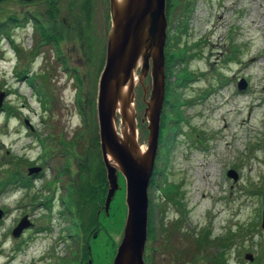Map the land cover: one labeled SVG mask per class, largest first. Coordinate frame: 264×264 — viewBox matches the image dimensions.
<instances>
[{
	"label": "rangeland",
	"instance_id": "374dc122",
	"mask_svg": "<svg viewBox=\"0 0 264 264\" xmlns=\"http://www.w3.org/2000/svg\"><path fill=\"white\" fill-rule=\"evenodd\" d=\"M172 1L178 6L177 10L183 8L182 0ZM189 1L194 10L189 14L187 6L189 11L183 13V19L187 28V18H191L189 32L184 34L187 35L185 40L189 42L192 58L185 67L195 72L197 78L178 91L181 101L185 102L181 106L183 118L179 122L178 132H168L170 138L161 142L163 115L166 110L173 111L174 93L179 88L178 75L183 69L182 66L178 67L174 49L175 58L168 64L169 71H166L159 147L149 187V219L152 210L154 221L158 223L163 220L171 233L170 236L169 233L166 235V231L160 229L159 237L153 243L161 248L156 261L158 264H208L207 251L216 252V247L201 250L199 259L191 254L192 249L196 248L195 238L198 239L208 229L212 241L217 236L231 237L230 241L226 240L230 246L226 251L225 264H264V0ZM0 3L6 4L8 14L11 10H27L17 0H1ZM107 3L108 0H102L101 14L96 12L98 21L94 19L92 22L96 35L92 42L79 38L75 28L58 26L65 36L56 44L61 41L63 50L60 48L57 52L50 44L39 49L35 46L36 28L30 23L11 31L14 42L5 36L0 39V95L4 93L0 108V187L15 174L21 177L38 156L40 148L36 136L30 135L26 119L45 136L51 133L50 141L60 153L64 152L65 146L75 151L74 175L67 181L71 196L76 199V189L83 181L84 184H97L100 159L104 164L97 102L99 80L106 61V30L110 28ZM28 8L47 20V16L43 15L48 12L47 3H30ZM15 44L23 49L25 54L22 58L18 57ZM174 45L181 46L183 42ZM34 47L38 54L31 55ZM169 52L172 53V50ZM231 54L235 55V59L230 58ZM57 57L65 65L59 63ZM65 59L78 71L76 80L80 87L75 85L76 75L71 77L64 71ZM28 68L31 72H27ZM18 69L30 76L21 78ZM36 73L45 77L39 76L33 81L31 77ZM242 78L248 81V85L239 90L238 82ZM146 83L151 85V77ZM135 92L140 133L138 141L140 147L146 150L148 122L141 120L146 107L144 89L136 87ZM39 93L46 97V105L41 102ZM78 100L82 103L87 120L79 114ZM187 100L190 101L188 104ZM42 121L46 122L44 126L41 125ZM172 121L169 120L170 127ZM117 125L122 135L120 119ZM171 138H174L173 144L169 146L166 142L169 143L167 140ZM168 148L166 158L165 149ZM60 155L61 162L66 163L65 154ZM230 169L238 173L236 180L228 175ZM119 181L121 188L112 200L109 215H101L105 212L107 189L100 204L102 213L99 223L93 229L85 232L83 220L76 213L79 227H82L80 233H83L85 240L98 230V235L92 238L95 264H111L121 242L127 218V190L122 174ZM172 184L179 186L175 202L167 198L170 191L166 187ZM35 187L37 190L38 185ZM71 189H74V194ZM31 190L26 191L22 186L10 183L0 193V207L9 209V214L0 219V264H57L52 257L50 260L40 258L52 250L61 257L65 251L66 244L60 242L59 235L77 220L74 213L67 214L66 211L67 215L63 214L62 217L56 214L53 219L54 232L32 233L31 236L36 239L26 245L20 244L12 235V229L19 223L23 211L19 204L25 193ZM92 196H87L88 201ZM93 199L96 203L100 201L97 189ZM44 215L45 212H36L34 218L39 225L47 221ZM174 223H179L176 230ZM85 224H88V220ZM162 243L166 245L161 246ZM211 245L214 246V243ZM249 253L254 255V260L246 258Z\"/></svg>",
	"mask_w": 264,
	"mask_h": 264
},
{
	"label": "water",
	"instance_id": "95a60500",
	"mask_svg": "<svg viewBox=\"0 0 264 264\" xmlns=\"http://www.w3.org/2000/svg\"><path fill=\"white\" fill-rule=\"evenodd\" d=\"M109 2L112 24L97 102L101 152L109 184L104 210L109 215L112 200L121 187L119 174H122L126 180L127 218L113 264H147L149 187L158 153L166 91L167 0ZM148 77L151 85L146 83ZM246 86L245 79H241L239 89ZM136 87L144 89L146 107L141 120L148 122L146 150H142L138 141ZM3 97L4 93L0 95V108ZM119 119L122 135L118 132ZM37 171L39 167L30 168V173ZM228 175L238 178L233 169ZM3 216L4 210L0 208V219ZM30 224L24 216L13 235L19 237ZM246 258L255 257L249 253Z\"/></svg>",
	"mask_w": 264,
	"mask_h": 264
},
{
	"label": "trees",
	"instance_id": "16d2710c",
	"mask_svg": "<svg viewBox=\"0 0 264 264\" xmlns=\"http://www.w3.org/2000/svg\"><path fill=\"white\" fill-rule=\"evenodd\" d=\"M17 1L23 7L26 6L27 10H25L24 12H19L17 10L16 11L11 10V13L8 14L7 12L9 9L6 6V4L4 5L0 3V39L2 38V36H5V37H8L12 42H14V39L12 38V35H11V31L16 27H23L26 24L30 23L36 28V31H35L36 45L35 46L38 48L40 46L50 44L57 52H59L58 49H60V47L58 46V44H56L57 42H59V40L54 39L53 37H55L54 35L55 33H58V26L66 27L67 24H71L72 26L74 25V28L76 29L79 38H84L89 42H92L94 40L95 33L93 30L92 22L94 18H96L97 0H63V1L62 0H17ZM39 1L45 2L48 5V12H45L46 14L43 13V15L47 16V20H44V18L41 19V17H39L36 14V12H33V10L28 8V5L30 3H35ZM63 3H66L67 6H64ZM185 4L186 3L184 2L182 4L183 8L180 7V10H178L177 18L180 21L178 27L179 28L181 27V28L179 30L178 35L173 34V36L171 37L172 47H173L172 53L169 52V50L171 49L168 47V45L166 49V53H167L166 71H169L168 64L171 63L172 59L174 60L175 58L174 49L176 51L175 56H177L176 62L177 64H180L183 67V69L178 75L179 79H178L177 86L179 88L174 93L175 101L173 102V111L166 110L163 115L161 142L165 141L166 138L168 139L170 138L168 137V132H171V133H176V131L178 132L179 122L183 118L181 106L185 104V102L183 103V101H181V97L179 96L178 91L180 90V88L186 86L189 82L197 78L195 72L189 70L188 67H185L189 65V63L191 62L190 58L192 57L190 53H188L187 51L183 52L182 51L183 48L177 45L175 46L173 44L176 40L177 42H180L183 38V33L186 32L184 22L182 23V18H183L182 15L184 12L187 13V10H188L187 8L185 9ZM64 19H67L71 22L74 21L75 23L74 22L65 23ZM87 24L89 25L87 26ZM60 34H61V38H60L61 40L64 38L65 35L62 32ZM52 40H56V41L53 42ZM36 47L33 48L31 55L38 54L37 53L38 50ZM15 48H16L18 57L22 58L23 55L25 54L23 49L20 48L18 45L16 46V44H15ZM194 55L195 54H193V57ZM28 63L30 64V62ZM30 71H31L30 68H28L27 72H30ZM188 102L190 101L187 100V104ZM168 103H169V100L167 99L166 104L168 105ZM82 116H84V118L86 119L85 111L82 112ZM86 120H85L86 125H88ZM169 120H173L172 121L173 124L171 127L169 126ZM173 139L174 138H171V140H167L169 141V143L168 142L166 143L169 144V146L172 145ZM169 149L170 148L165 149L166 158H168ZM100 162H101V168L99 169V175H98L99 178L97 179V184L92 183V182L90 184L88 183L84 184V181H83V183L78 185L79 187H77L76 189V193H75L77 195L76 199L67 201V209H68L67 213L68 212L74 213L76 219H77L76 213H78V216L81 218V220H83L82 225H83V228L86 229L85 232L88 231V229H93L92 228L93 226L98 225L99 220H100V211H102V205L100 204H102L105 192L108 189V181H107L106 172H105L106 170H105L104 164H102L101 159H100ZM16 178L18 177H15V175L13 176V178H9L5 183V189H7L10 183L17 184L18 181ZM153 183L155 182L153 181ZM166 188L167 190L170 191V193L167 194V198L169 199V201H174L176 195L178 194L179 186L172 184V185H167ZM95 189H97L98 194H100V201L98 200L97 203H96V200L93 199ZM89 195L91 196L93 195L90 201H88V198H87V196ZM74 207H76V210ZM105 214L106 213L104 212L101 215L103 216ZM86 220H88V224H85ZM75 224L76 226H80L78 219L75 220ZM164 224L165 222L163 220L158 221V223L154 221L153 213L151 210L150 219H149V228H148V242L146 245V254H145V258L148 264H158L156 261V256L159 253L161 248L159 246L156 247L153 243H155V241L158 239L160 229L164 232L166 231V235L168 233H169V236L171 235L170 229H167L164 226ZM101 226H102L101 228L103 229L102 224ZM174 226L176 230L179 226V223H174ZM77 235H79V232H77ZM169 236H168V240H169ZM226 240L230 241L231 237L217 236L212 241L211 234L208 232V229H207L205 232L201 233L198 239L195 238L196 248L192 249L191 254L196 255V258L199 259L200 258L199 252L201 250L204 249L205 251V250H208L210 247H213V248L216 247L217 249L216 252L207 251V254L209 255L206 256V261L208 262V264H225L226 256H227L226 251L228 247L230 246L228 245V243L226 244ZM211 243H214V246H212ZM165 245H166L165 243L161 244V246H165ZM189 250L191 251L190 248ZM160 253H162V250Z\"/></svg>",
	"mask_w": 264,
	"mask_h": 264
},
{
	"label": "flooded vegetation",
	"instance_id": "af4514ba",
	"mask_svg": "<svg viewBox=\"0 0 264 264\" xmlns=\"http://www.w3.org/2000/svg\"><path fill=\"white\" fill-rule=\"evenodd\" d=\"M182 1H184L189 6L190 11L188 10L189 11L188 13L191 14L194 10L193 7H191V2L189 0L187 1L182 0ZM101 3H102V0H97V11H99V13L101 12V9H102L100 7ZM186 4H185V9L187 8ZM106 8H107V19H110V27H111L109 0H108ZM177 9H178V6H175L172 0H169V1L167 0L168 29H167L166 49H167V45L171 50L173 49L171 37L173 36V34L178 35L179 30L181 28V27L180 28L178 27L180 21L177 18V14H178ZM182 17L184 18L183 15ZM183 18H182V23L185 21V19ZM94 19L95 21H98L97 17ZM190 20H191L190 17L187 18V24H186L187 28L185 29L187 34L189 32L188 24H190ZM64 22L67 23L69 21L67 19H64ZM66 26L70 28H74V25L72 26L71 24H67ZM105 27H107L106 23H105ZM109 30L110 28L107 27L106 32L107 31L109 32ZM108 32H107V43H108ZM58 34H60L59 29H58V33H55L54 35L55 37H57L58 40H60L61 36H58ZM186 36L187 35L183 33V38L180 41V42H183V45L179 47L183 48L182 50L183 52L187 51L189 53L190 52L188 49L189 42H186L187 41L185 40ZM174 43L177 44V40ZM61 45L62 43L60 41V43H58V46L62 49ZM106 51H107V46H106ZM231 55L232 56L230 58L235 59V55L233 54ZM57 59L59 63H63L60 57L59 58L57 57ZM178 67L181 68V65L178 64ZM63 69L71 77L75 76L76 72H78L76 71L74 67H71L67 61H66V67H63ZM17 72L22 75L21 78L30 76L28 73L24 72L22 69L20 70L18 69ZM39 76L44 77L45 75L41 73H36V76L31 77V78L34 81L40 78ZM76 78H77V75L76 77H74V80H75L74 82L76 83L75 85L80 87V84L78 80H76ZM33 81H31V83H33ZM50 83L51 82L49 81L48 82L49 86H50ZM39 95H40L41 102L42 103L44 102L43 105H45L47 102V100H45L46 97L42 96L40 93ZM78 106H79L78 108L79 114L81 118H83L82 112L84 111V109L82 107V103L80 104L79 100H78ZM45 124L46 122L42 121L41 125L44 126ZM28 127H30V132H31L30 135L36 136L37 144L40 150L38 152V156L35 157V159L31 161V164L27 166L26 171L21 175L20 178L17 179L18 183L20 182L23 183V184L20 183L22 184L23 189H25L26 191L32 189L30 193L29 192L25 193L24 198L22 199V203L19 204V208H23V211L19 216V221L21 220L22 217L27 216L28 222L31 223L27 228L23 230V232L21 233L19 237H15L17 241H19L20 244L22 245L23 244L26 245L28 242H31L36 239L34 236H31L32 233L34 235V234L54 232L53 219L55 215L57 214V217H62L63 214H66V211L68 210L67 201L75 199V197L73 195L71 196V193H70V189H69L70 183H67L68 179L74 175L72 166H74L73 158L74 156H76L75 151L71 147L68 148L67 146L64 145L65 146L63 147L64 152L60 153L59 150H57L56 147L52 145L50 141V138H52L51 133L48 132L47 135L45 136L44 134L40 132L41 130L39 128L36 130L34 126L31 124H29ZM62 141L67 142L65 140H62ZM68 144H71V143H68ZM71 145H74V144H71ZM67 152H69L68 155L70 156L67 155ZM60 154H63V155L65 154L64 161H66V163L61 162ZM29 159L31 160V158ZM67 161L69 162V164ZM32 167H39V171L30 173V168ZM35 185H38L37 190L35 189L36 188ZM0 188H1L0 193H3L4 186L1 185ZM71 192L72 194H74V189H71ZM3 209L5 210V217H6L9 214V209L4 206H3ZM38 211L45 212L44 218L47 221L45 222L44 225H39L37 223V220L34 218V216L36 215V212ZM52 221H53V224H52ZM15 226L16 225H14V227ZM80 229H82V227L76 226L75 221H73L69 227H65V231L62 232V234L60 232V235H59L60 242L63 241L66 244L65 251L61 255V257L58 255V252H56L57 253L56 254L52 250L47 255L41 257L40 260H50V258L52 257L54 261L56 260L57 264H95V256H94V251H93V246H92V238L94 237L95 234L98 235V230H95L92 233V237L90 236V238H87V240H85L83 233L82 232L80 233ZM77 232H79V235H77ZM60 242L58 238V243ZM116 252H117V249L115 251L114 256L116 255ZM49 255L51 256L49 257ZM114 258L115 257L111 259V264H113Z\"/></svg>",
	"mask_w": 264,
	"mask_h": 264
},
{
	"label": "bare ground",
	"instance_id": "6f19581e",
	"mask_svg": "<svg viewBox=\"0 0 264 264\" xmlns=\"http://www.w3.org/2000/svg\"><path fill=\"white\" fill-rule=\"evenodd\" d=\"M142 150H143V148H142Z\"/></svg>",
	"mask_w": 264,
	"mask_h": 264
}]
</instances>
